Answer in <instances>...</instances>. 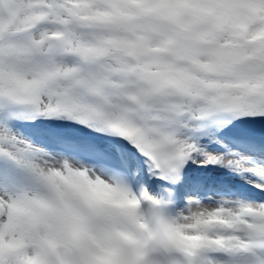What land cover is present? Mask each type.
I'll use <instances>...</instances> for the list:
<instances>
[{
    "label": "snow or ice",
    "instance_id": "6c2138e0",
    "mask_svg": "<svg viewBox=\"0 0 264 264\" xmlns=\"http://www.w3.org/2000/svg\"><path fill=\"white\" fill-rule=\"evenodd\" d=\"M0 264H264V0H0Z\"/></svg>",
    "mask_w": 264,
    "mask_h": 264
},
{
    "label": "rangeland",
    "instance_id": "374dc122",
    "mask_svg": "<svg viewBox=\"0 0 264 264\" xmlns=\"http://www.w3.org/2000/svg\"><path fill=\"white\" fill-rule=\"evenodd\" d=\"M209 167H211V166H209ZM195 170L199 171L200 170L199 166H196ZM214 171H215L216 175L225 177L226 179L234 178V174L229 173V171L227 169L216 168Z\"/></svg>",
    "mask_w": 264,
    "mask_h": 264
}]
</instances>
